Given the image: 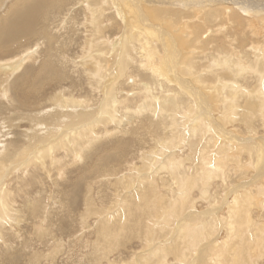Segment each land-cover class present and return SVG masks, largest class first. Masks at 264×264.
<instances>
[{
  "label": "bare ground",
  "instance_id": "1",
  "mask_svg": "<svg viewBox=\"0 0 264 264\" xmlns=\"http://www.w3.org/2000/svg\"><path fill=\"white\" fill-rule=\"evenodd\" d=\"M246 2L0 0V110L7 114L6 137L16 129L19 138L0 146V229L19 213L10 207L6 177L46 171L40 161L59 171L62 159L75 162L99 137L118 135L112 166L96 173L113 178L120 209L108 217L92 208L89 192L84 201L87 213L101 218L97 236L109 239L113 225H124L147 247L163 233L168 245L140 264H168V254L174 264H193L190 255L202 252L219 224L225 236L209 241V263L225 264L226 257V264H258L264 258V138L256 139L264 135V0ZM27 36L29 44L14 46ZM40 43L39 55L31 44ZM8 47L14 52L5 56ZM28 62L33 68L19 75ZM127 80L136 85L128 89ZM47 102L52 108L45 111ZM124 135L137 147L130 161ZM101 150L99 160L108 152ZM254 167L258 183L227 192L225 210L190 211L199 199L210 207L220 202L209 196L213 181L225 188L230 171L245 177Z\"/></svg>",
  "mask_w": 264,
  "mask_h": 264
},
{
  "label": "rangeland",
  "instance_id": "2",
  "mask_svg": "<svg viewBox=\"0 0 264 264\" xmlns=\"http://www.w3.org/2000/svg\"><path fill=\"white\" fill-rule=\"evenodd\" d=\"M241 1L246 2V0ZM254 1L259 4L263 0H258L259 2L256 0H248L246 4H254ZM60 33H62V30H60ZM21 40L28 42L29 36H27L26 38L24 37V39L18 40L17 42H15L14 46H18V48L22 49L23 47H21L20 45ZM31 46V48L35 49L36 52L38 51L39 55L44 48V45H42L41 43L39 46L35 44H31ZM12 47H8L4 50L5 56L8 53L14 52V49ZM74 48H76L74 44H72L69 48L68 55L70 57L73 56L72 50ZM39 63L40 59L37 58L36 62H34V65L37 66ZM32 65V62L25 63L17 73L20 75L24 71L31 70V68H33ZM0 69L2 70L3 67ZM17 73L14 74L15 76H11L9 78L10 82L8 81V84H11L14 79L17 78ZM76 76L77 73L75 77ZM75 81L78 82L77 79ZM132 82L134 83H131V81L128 80L126 81L127 86L129 87L128 89H131L134 85H136L134 80ZM84 86L85 88H88L87 85ZM131 93H133L134 95L135 90H131ZM93 95L96 94L93 93ZM100 100L101 97H99L98 101ZM4 102H6L5 99ZM44 105L45 111L52 108L50 106V103L48 104V102L46 104L44 103ZM4 111L6 110H0V146L2 147L4 146L2 144L7 143L9 140L19 139L18 137H16L17 134H14L18 133V130L16 129V131L13 130L11 131V133H7V137L4 134L6 133V122L4 121V118L7 115ZM90 111L91 109L88 110V112ZM21 127L22 132H26V130L29 129V127L24 122H21ZM232 128L228 126L226 130L231 132L230 134H232L233 136H239L240 133H238V131H235L236 128ZM124 136H126V138H124L126 141L123 142L125 144L124 153H126L124 158L130 161L133 158L134 154L135 156H137L135 153L137 147L135 146L136 143L133 141L134 137H130L129 135ZM118 137V135L114 138H111L109 136H102L101 138L99 137L98 142L95 144V149H92L93 151H86L84 156H82V158H80L79 160L73 162L68 158L67 161H65L66 159H62L60 162V164H62V169H60L59 171H57L56 165L50 168L48 161H45L46 163L40 161L39 163L46 164V171H37V169L35 168H30L26 175L22 174V180L20 179L21 174L19 172H13L11 176L9 175L8 177H6L8 189L11 190L10 207H12L16 211L18 210L19 213L14 214L13 217H10V222L8 223L7 220L5 226L0 229V264H140L141 260L145 256L150 255L149 253H152L155 247L160 245L161 248H165L166 245H168L166 243V240L168 238L164 237L162 233L158 234L156 236L157 238H155L151 245L146 247L145 242L134 235L132 231H125L123 227L124 225H121V227H116L115 225H113L116 230L114 231V235L112 234L109 239H104V237H102L101 235L97 236L100 223L99 219L101 218L97 214H94V212L87 213L86 204L84 203V201L86 193L89 192L90 200H92L93 203L92 208L94 207L98 210H101L102 212L100 213V215L108 213V217H114V214H116V212L120 209V204L118 202L120 197L118 199L116 197L117 192L114 190L115 185L113 183V178H110L111 176H101L96 173V169L98 167L101 168L103 165L108 167V164L112 166L116 153L111 149L112 146L118 145V143L121 142L120 138ZM259 137L264 138V135H258L256 139H258ZM262 141H264V139H262ZM99 145L102 148L101 155L104 151H108L105 155H102L103 158L101 160H99L98 158L99 152L97 151V147H100ZM137 161L139 162V159L134 160L136 164H139ZM41 165L42 164H40V166ZM258 165V168H256L260 171L261 174V172L264 170V166L262 167L263 170H261L260 163ZM124 167L125 166H123V168ZM256 168H252L250 172H248V176L245 177L240 176L239 173L237 174L234 173V171H230L228 173L229 178H227L228 182L225 185V188L221 187L220 183H218L217 180L213 181L212 187L208 189L209 196L211 198L215 197L220 202L216 201L217 203L214 204V206H212L213 204H211L210 207L208 201L199 199L195 201V206L190 211L193 210L200 214L199 212H205L209 209L211 210L217 208L221 209L220 212H222L223 210H225V205L221 206V204H223L224 197L227 192H229L230 190H235L239 185L247 181L249 185L248 188L253 187L254 184L258 183V178L254 180L255 176L258 173V170ZM47 171L49 174L47 173ZM262 177L264 178V174ZM262 177L259 176V178ZM215 182L216 184H219V187H216V185H214ZM110 186H112L113 188ZM252 190L255 191L254 188H252ZM223 191H225V193ZM193 193L194 195L197 194L196 191H194ZM218 195L219 197L217 198ZM220 198L222 201L220 200ZM211 203H213V201H211ZM125 208L126 206L121 207V213L124 212V218H126L125 214L127 213ZM255 210L257 211L258 209L254 208L253 212H255ZM258 212H260V210ZM186 213L188 212H184L183 216ZM252 215L254 220L257 221V219H260L259 221H262L261 218L256 217L257 214L254 215L253 213ZM124 218L123 222H125ZM117 219L118 217L116 219L111 218V221L106 222V224H108L107 227L112 225V222H114V224H118ZM192 219H194L192 218V216H189V218L187 217L188 221H193ZM160 226L161 228L164 227L163 221H160ZM133 228L134 230L136 229L135 227ZM164 231L167 230L164 229ZM215 231L216 232L214 233V235H212V237L209 238L206 243H204L208 244L206 245V247L203 246L204 244L202 245V248L201 246H199L201 249H203L201 252L198 248L201 254H199V251H196L193 253V255H190V262L194 264V261L196 260L195 264H210L207 258L210 253L212 254V252H210V246H212L213 244L210 243L213 240L221 242L225 236V233L223 229L220 228L219 224L218 228ZM209 241L211 242L209 243ZM101 249L108 250L109 253L107 252V254H105L106 256L102 255L100 254L102 252ZM94 257L95 260L97 258L99 259L94 261ZM221 259L226 264V257ZM166 260L168 261V264H174L176 262L172 254H168ZM255 260L258 259L255 258ZM258 264H264V258L259 259Z\"/></svg>",
  "mask_w": 264,
  "mask_h": 264
}]
</instances>
